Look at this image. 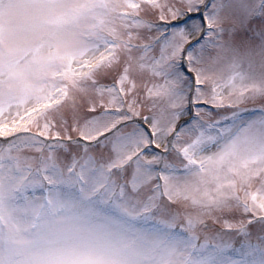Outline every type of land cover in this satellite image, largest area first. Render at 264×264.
I'll use <instances>...</instances> for the list:
<instances>
[{"label":"snow or ice","instance_id":"6c2138e0","mask_svg":"<svg viewBox=\"0 0 264 264\" xmlns=\"http://www.w3.org/2000/svg\"><path fill=\"white\" fill-rule=\"evenodd\" d=\"M0 264H264V0H0Z\"/></svg>","mask_w":264,"mask_h":264}]
</instances>
